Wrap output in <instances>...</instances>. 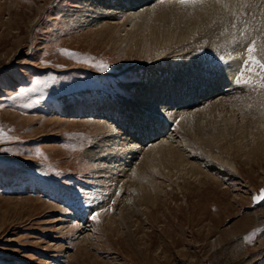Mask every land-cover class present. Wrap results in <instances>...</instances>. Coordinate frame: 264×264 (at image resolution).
I'll list each match as a JSON object with an SVG mask.
<instances>
[{
	"label": "rangeland",
	"instance_id": "rangeland-1",
	"mask_svg": "<svg viewBox=\"0 0 264 264\" xmlns=\"http://www.w3.org/2000/svg\"><path fill=\"white\" fill-rule=\"evenodd\" d=\"M106 1L0 0V264H264V201L251 202L264 188V165L248 149L252 137L242 135L244 151L213 145L208 156L176 116L221 103L236 107L239 123V108H264L262 70L249 63L245 71L242 61L254 41L246 43V21L194 30L176 17L184 38L145 56L148 45L129 46L123 36L129 23L116 35L103 26L117 25L125 9L138 12L135 21L148 7L143 32H160L168 13L157 3L165 0L121 2L110 18L91 8L116 0ZM205 1L217 0L187 3ZM241 73L249 84L236 83ZM181 136L200 171L153 157L157 166L143 179L154 180L156 193L143 196L130 177L146 151ZM109 139L137 148L112 164L102 152Z\"/></svg>",
	"mask_w": 264,
	"mask_h": 264
},
{
	"label": "bare ground",
	"instance_id": "bare-ground-1",
	"mask_svg": "<svg viewBox=\"0 0 264 264\" xmlns=\"http://www.w3.org/2000/svg\"><path fill=\"white\" fill-rule=\"evenodd\" d=\"M97 1L98 0H95L96 3H98ZM136 1L137 0H116L114 3H111L110 6L105 7L107 9L105 11H102V8H101L102 6L100 7V6L92 5L93 1H92V4L91 3L90 4H91V8L94 11L101 10L100 15L109 16V18H110V16H114V13L116 12L114 10L115 7L120 6V8H121V6H122L121 2L126 3V4L133 2V5H137V4H135ZM104 2H107V1L104 0ZM142 2H143V0H138L137 3L140 4ZM177 2H180V1H175V0H169V1L167 0L166 1L165 0L162 3H157V4H161L160 8H164L165 12L168 13V17H166L163 14L161 22L158 23L161 25L160 26V32L155 31V32H151L148 34L143 32L145 30L147 31L148 27L145 25V23H140V21H141V18H143V17L145 18V21L148 20V18H149V14L147 13V10H149V9H147L148 7H145L146 9L144 8L143 10L142 9L140 10V12H139L140 16H139V18L136 17L135 21H132V17H134L135 14H138V12L137 11L134 12V11H130V10H129V12H126L128 10L125 9L124 11H122V16L124 18H122L121 21L115 22V24L118 23L117 25H114V21L112 20L113 22L111 24H109V25L105 24V26H103V28L109 29V31L112 34L116 35L117 33H119L121 31L119 28L122 25H124L125 23H129L125 26L126 31H125L124 35L121 34L122 39H123V36H125L127 38V41L130 42L129 46L135 45V46L139 47V49H140V47L144 48L145 46L148 45L146 47V49H144L145 52H147L145 54V56H150L151 54H153V56H156L158 53L157 51H160L162 48L168 47L175 42L181 41V39L184 38L185 35L182 34L179 26H176L172 23V20L176 21V19H175L176 17L181 18L185 22L187 28L191 27V28H194V30L195 29L196 30H203L206 27L212 28L214 26L217 27L219 24L225 25L228 22L234 23V22H236V20H241V21L245 20L246 23L244 22L243 26L247 30L246 32L249 34V36H247V34H246V36L244 35L245 39H247V41H248L246 43L248 44L249 42L254 40L256 42V48L259 47L263 51L262 54H258L257 51L255 50L254 51L255 54L257 56L260 55V57L262 59H264V0H230L226 5H225L226 2L224 0L205 1V2H202L201 4H195V7H190L191 5H189V4L193 5L194 3H183L185 5L186 4L189 5L190 8L189 7L188 8H182L183 7L182 3L177 4L178 5L177 6L175 4ZM157 4H155V5H157ZM180 4L182 7L179 6ZM109 7H111V8L113 7L111 11L108 10ZM132 12H134V13H132ZM159 17H161V15H159ZM114 18L115 17H113L112 19H114ZM215 21H216V23H215ZM239 23H238V25H239ZM119 24H120V26H119ZM127 31H129V32H127ZM127 34H129L130 40H128ZM232 38H233V36H232ZM231 58L229 60H231ZM234 63L237 64V66L239 67L238 63H236V62H234ZM233 67H235L234 64L232 65V68ZM232 68H227V70L228 69L231 70ZM235 68H233V69H235ZM222 74H223V72H222ZM229 77L231 78V75ZM209 82L211 85L210 86L211 89L216 90L217 89L216 86H218V84H216V82H214L213 79H209ZM228 84H229V82H228ZM184 87H185V85H184ZM223 87H225V86H223ZM153 88H154V86L149 87L148 91L153 90ZM195 91H198V89L194 88L193 92L195 93ZM198 93H199V91H198ZM212 102H214V101H212ZM132 106L134 108L133 104H132ZM224 106L225 105L221 104V103H218V104L214 103L211 105V107H206V108L205 107L200 108V106H199V108L196 110H190L189 109L190 111H188V112L186 111L187 114H185L184 116L177 115L178 114L177 113L176 116H179L181 119H179L177 117L178 122L176 119H174V120H176L177 124L182 127V130H184L185 133H187L188 139L190 137V138L198 139L200 142H202L204 147L202 146L203 148L202 147L201 148L206 153L210 154V155L207 154L208 156H211V153L208 151H210L212 149L208 150L207 147L213 146V145L214 146L217 145V147H220V148L227 147L229 149H233L232 152H235V153H238L240 151V149H242L244 151L245 148L240 147V142L242 139H244V138H242V135L243 136H246V135L251 136L252 142L249 143L250 146L248 149H250L251 155L255 156L256 159H259L260 163H262L264 165V108H263V106L261 107V105H256L254 108L253 107H246V108L244 107L245 109L239 108L241 111V113L239 112L240 116H241L239 123H237V119H236V115H235V112L238 113V111L237 110L235 111V109H234L236 107L233 108L234 110L231 108V109H228L229 110L228 111V110H226L227 108ZM186 112H184V113H186ZM195 114H197V115L194 117ZM227 115H228V117H227ZM170 116H171V118H173L172 115H170ZM225 117H227V118L224 119ZM222 120L225 122L224 126L220 125ZM98 124H100V123H98ZM98 124L96 126L97 129H101V128L104 129L105 128V129H108V131H110L109 127H107L109 125L104 126L101 124L100 125L101 128H99ZM149 125L151 127V124H149ZM158 125H159V123H158ZM206 130L208 131L207 133H206ZM178 132H179V130H178ZM142 133H143V131H142ZM202 133H204V134H202ZM233 133L236 134L235 139H233V136H234ZM146 136H148V135H146ZM109 138H111V137H109ZM113 139H115V138H113ZM123 140H118L117 142H115V141L110 142V139L108 140L110 143L108 142L109 143L108 146H106L102 149V152L103 151L108 152V153H105V155H104V156L107 155V162L112 163V161L114 159L116 160L114 162H118V160L121 157L119 152H123L124 149L125 150L127 149V150H130L131 152H134V150L137 148V143H133L131 141H123ZM232 140L234 141V143H232ZM164 141H166V140H163L162 143L158 142V143H154L153 145H151L152 146L151 149L147 150L146 151L147 153L143 157L141 167H137V169L134 171V173L130 177V178H132V179H130L131 180L130 185L131 186H138V189L140 190V192L142 194H144L143 196L154 195L156 193V190L154 189L155 188L154 180H150L149 182H147L143 179L144 176H148L149 172H151L150 171L151 168H154L157 166V163H155V164L153 163V162H155L152 159L153 157H155L161 161L159 163L160 166H163V167L170 166V168L176 169V170L181 171L183 173L187 172V166H189L191 169L196 170L197 172L200 171L199 169L195 168L196 167L195 162H197L196 160L198 158H196L194 161H192V159L195 157V156H193V157L191 156V155H194V153H193L194 151H193V149L191 150L189 140L187 141L186 137L185 138L183 136H181V138L178 137V139L176 141L177 142L176 145H171V144L169 145L167 142H164ZM243 142H244V140H243ZM99 144H101V143H99ZM117 145H119L118 149L116 147ZM98 146H100V145H97L96 147H98ZM187 149L191 150V151H188ZM183 150L186 152L188 151L186 158L184 157L185 152H183ZM99 154L101 155L102 153L100 152ZM199 156H201V154H198V157ZM215 156L217 157V155H215ZM103 159L104 158L101 155L100 158L97 159V161H100V162H102V164H105L103 162ZM218 161H219V159H218ZM205 162L208 164L207 160ZM106 165H108V164L106 163ZM117 165H118V163H117ZM229 165L235 170V165L233 162L229 163ZM104 168L106 169L105 166H104ZM117 168H118V166L113 167L112 169L114 170ZM108 170L106 169V171H108ZM116 171L117 170H115L114 172H116ZM107 173H110V172L108 171ZM112 174H108L110 179H112ZM262 174L264 177V167H263ZM121 183H124V182H121ZM262 189H264V188H262ZM259 194H256L254 196H257ZM251 202L253 205H256L257 203H261L262 200H255L254 201L252 199ZM60 210H63V209H60ZM99 215H100L99 217L102 216L101 212L99 213Z\"/></svg>",
	"mask_w": 264,
	"mask_h": 264
},
{
	"label": "snow or ice",
	"instance_id": "snow-or-ice-1",
	"mask_svg": "<svg viewBox=\"0 0 264 264\" xmlns=\"http://www.w3.org/2000/svg\"><path fill=\"white\" fill-rule=\"evenodd\" d=\"M188 0H180V3H187ZM256 50V42L252 41V43L247 47V60L244 62L245 63V71L248 70L247 65L249 63L253 64V65H257L262 71L259 73V87L261 89H264V59H260L257 58L254 55V51ZM61 51L70 56V57H76L78 54L75 52H72L71 50L68 49H61ZM101 67H107L106 64H104L103 62L100 65ZM243 73H241V78H237L236 79V83H244V84H249L251 81L249 80H244L242 79ZM253 200H262L264 201V189H261L260 194L257 196L253 197ZM93 220H97L99 218V213H95L92 215L91 217ZM248 239H250V237H248Z\"/></svg>",
	"mask_w": 264,
	"mask_h": 264
}]
</instances>
